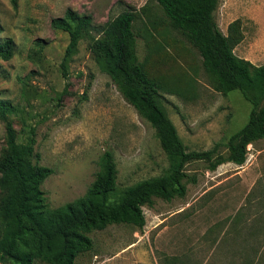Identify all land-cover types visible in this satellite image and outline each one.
Wrapping results in <instances>:
<instances>
[{"label":"rangeland","instance_id":"1","mask_svg":"<svg viewBox=\"0 0 264 264\" xmlns=\"http://www.w3.org/2000/svg\"><path fill=\"white\" fill-rule=\"evenodd\" d=\"M68 8L89 15L92 26L123 11L134 12L135 55L161 86L162 107L187 149L223 144L247 122L250 103L238 90L222 93L214 88L197 49L172 27L154 0H16L15 4L0 0V41L11 38L14 43L13 55L0 58V99L16 106L9 119L20 140L29 127L34 129L38 154L34 161L53 169L40 186L45 208L83 195L105 151L113 155L118 189L158 175L167 166L154 129L93 59L89 43L98 36L96 30L90 28L79 40L68 60V77H63L60 64L69 36L53 29L50 22ZM214 17L224 34L232 21L239 20L241 39L234 53L256 65L264 63V0H219ZM4 141L0 119V154ZM220 150L225 153L224 146ZM246 150V162L254 160L258 151L264 155V137L247 144ZM226 163L212 171L203 162L187 165L195 181L185 180L186 194L168 201L155 198L151 206H143L142 228L110 223L104 229L84 232L93 247L79 254L76 264H194L203 260L210 250L206 242L208 215L213 212L209 200L222 188L227 200L238 199L240 194L238 167ZM218 181H222L218 188L210 189ZM217 254L212 253V261Z\"/></svg>","mask_w":264,"mask_h":264},{"label":"trees","instance_id":"2","mask_svg":"<svg viewBox=\"0 0 264 264\" xmlns=\"http://www.w3.org/2000/svg\"><path fill=\"white\" fill-rule=\"evenodd\" d=\"M154 1L172 27L197 49L205 71L214 79V88L222 93L238 90L250 103L247 122L223 144L217 142L206 150L187 149L162 107L161 86L135 55L134 12L126 10L92 26L89 15L66 9L63 16L50 22L53 29L69 36L60 64L63 77H68V60L79 40L90 28L96 30L98 36L89 43L93 59L154 129L167 166L158 175L118 189L113 155L105 151L99 170L83 195L45 208L40 186L53 169L34 161L38 159L34 129L29 127L20 140L9 119L16 106L11 100L0 99V119L5 129V146L0 154V261L76 264L78 255L93 247L92 239L84 232L104 229L110 223L142 228L143 206H151L155 198L168 201L186 194L185 180L195 181L186 171L187 165L203 162L208 170L225 162L241 165L246 159L247 144L264 137V63L256 65L234 53V46L241 39L239 20L232 21L224 34L214 17L219 0ZM11 2L15 4L16 0ZM13 48L11 38L0 41V58L9 59Z\"/></svg>","mask_w":264,"mask_h":264},{"label":"crops","instance_id":"3","mask_svg":"<svg viewBox=\"0 0 264 264\" xmlns=\"http://www.w3.org/2000/svg\"><path fill=\"white\" fill-rule=\"evenodd\" d=\"M248 160L241 165L233 163L238 167L235 175H239L241 182L238 199L227 200L226 190L222 188L209 200L213 212L208 215L206 242L210 250L203 260L194 264H264V155L258 151L254 160ZM221 183L218 181L209 188L217 189ZM229 190L235 193L231 186ZM214 251L219 256L212 261L210 256Z\"/></svg>","mask_w":264,"mask_h":264}]
</instances>
